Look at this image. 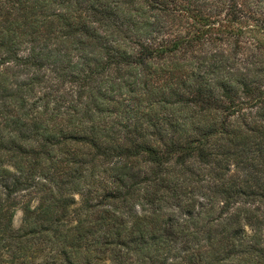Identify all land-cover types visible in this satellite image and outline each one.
<instances>
[{
	"label": "trees",
	"instance_id": "16d2710c",
	"mask_svg": "<svg viewBox=\"0 0 264 264\" xmlns=\"http://www.w3.org/2000/svg\"><path fill=\"white\" fill-rule=\"evenodd\" d=\"M0 264H264V0H0Z\"/></svg>",
	"mask_w": 264,
	"mask_h": 264
},
{
	"label": "rangeland",
	"instance_id": "374dc122",
	"mask_svg": "<svg viewBox=\"0 0 264 264\" xmlns=\"http://www.w3.org/2000/svg\"><path fill=\"white\" fill-rule=\"evenodd\" d=\"M77 199H79V198H77ZM22 220H23V211H22V209H18L16 211V215L14 217L13 226L15 228H19L22 224Z\"/></svg>",
	"mask_w": 264,
	"mask_h": 264
}]
</instances>
